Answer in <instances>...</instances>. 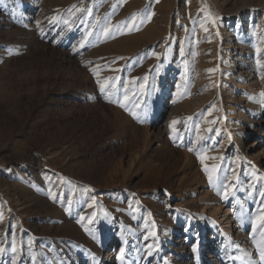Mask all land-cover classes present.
Segmentation results:
<instances>
[{
  "label": "rangeland",
  "instance_id": "374dc122",
  "mask_svg": "<svg viewBox=\"0 0 264 264\" xmlns=\"http://www.w3.org/2000/svg\"><path fill=\"white\" fill-rule=\"evenodd\" d=\"M207 1L0 0V264H260L264 0Z\"/></svg>",
  "mask_w": 264,
  "mask_h": 264
},
{
  "label": "snow or ice",
  "instance_id": "6c2138e0",
  "mask_svg": "<svg viewBox=\"0 0 264 264\" xmlns=\"http://www.w3.org/2000/svg\"><path fill=\"white\" fill-rule=\"evenodd\" d=\"M134 21H135V17H133V23H134ZM104 32H105V34H108L110 32V29L105 28ZM83 43L84 42H81V47H83ZM101 91H104V85H101ZM260 95H261V97H264V92H262ZM262 103H264V101H262ZM120 107H125V105L120 104ZM132 115L135 116L136 113L133 112ZM173 123H176V122L174 121ZM202 162H203V160H202ZM205 171H208L207 168L205 169ZM209 182H212V175L211 174H209ZM261 195L264 196V193H261ZM225 198H227V196H225ZM258 220L262 224H264V215L258 217ZM255 227H256V225L254 224L253 228H255ZM195 250L196 249L194 248L193 251H195ZM12 251H13V253L16 252L15 246H13ZM2 252H3V249H0V253H2ZM149 254H151V253H149ZM259 261H260V264H264V242H261V244L259 245ZM13 264H15V261H13Z\"/></svg>",
  "mask_w": 264,
  "mask_h": 264
},
{
  "label": "bare ground",
  "instance_id": "6f19581e",
  "mask_svg": "<svg viewBox=\"0 0 264 264\" xmlns=\"http://www.w3.org/2000/svg\"><path fill=\"white\" fill-rule=\"evenodd\" d=\"M203 1L205 2V3H204L205 7L207 8V10H208L211 14H213L214 16H217V17H221V16H222V13L219 12L217 9L213 8V7L209 4V2H208L207 0H203ZM13 187H14V189H15V188L17 189V188L20 187V183H19V181H17V179H15V180L13 181ZM190 224H192V223L187 222V225L184 227V229L188 228ZM179 241H184V240L180 239Z\"/></svg>",
  "mask_w": 264,
  "mask_h": 264
}]
</instances>
